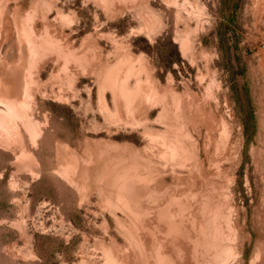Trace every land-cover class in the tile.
<instances>
[{"label":"rangeland","instance_id":"obj_1","mask_svg":"<svg viewBox=\"0 0 264 264\" xmlns=\"http://www.w3.org/2000/svg\"><path fill=\"white\" fill-rule=\"evenodd\" d=\"M0 264H264V0H0Z\"/></svg>","mask_w":264,"mask_h":264},{"label":"trees","instance_id":"obj_2","mask_svg":"<svg viewBox=\"0 0 264 264\" xmlns=\"http://www.w3.org/2000/svg\"><path fill=\"white\" fill-rule=\"evenodd\" d=\"M226 9V6H224L223 7V11ZM171 44H172V48H173V55H174V57L173 58H171V59H167L166 60V66H164V68H166V69H170V67H171V64L173 63V62H175V63H180V59H179V53H178V51H177V48H176V45L175 44H173L172 42H171ZM145 52H147V53H150L149 51H146V50H144ZM155 55H156V52L154 53ZM248 119V118H247ZM244 126H245V129L248 127L247 126V120H244Z\"/></svg>","mask_w":264,"mask_h":264}]
</instances>
